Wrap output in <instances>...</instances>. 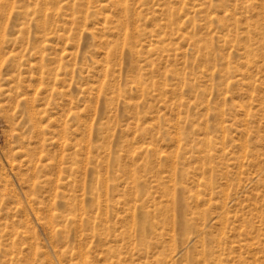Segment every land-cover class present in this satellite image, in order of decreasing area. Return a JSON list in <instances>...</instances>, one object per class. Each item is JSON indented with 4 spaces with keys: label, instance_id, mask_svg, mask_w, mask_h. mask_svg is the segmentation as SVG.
Wrapping results in <instances>:
<instances>
[{
    "label": "rangeland",
    "instance_id": "obj_1",
    "mask_svg": "<svg viewBox=\"0 0 264 264\" xmlns=\"http://www.w3.org/2000/svg\"><path fill=\"white\" fill-rule=\"evenodd\" d=\"M151 260L264 264V0H0V264Z\"/></svg>",
    "mask_w": 264,
    "mask_h": 264
},
{
    "label": "bare ground",
    "instance_id": "obj_2",
    "mask_svg": "<svg viewBox=\"0 0 264 264\" xmlns=\"http://www.w3.org/2000/svg\"><path fill=\"white\" fill-rule=\"evenodd\" d=\"M124 9V8H123ZM125 11V10H124ZM41 100V98L39 97V95H37L36 96V102H39ZM28 118H30V119H34L35 118V116H34V111L33 110H29L28 111V116H27ZM37 127V126H36ZM33 155V154H32ZM32 158V157H31ZM30 158V160L29 161H27V162H29L28 164H29V166H34L35 165V167H36V169H40V170H43V169H45V168H52V167H56V165H54V163L53 162H47V160H48V158L46 157V158H44V156H43V159H41L40 158V160H41V162H42V164H38V166H37V163L35 164L34 162H33V160ZM36 158V157H35ZM34 158V159H35ZM63 159V158H62ZM75 160V159H74ZM37 161V160H36ZM43 161H44V163H43ZM74 162V161H73ZM64 163H65V161H64ZM60 164H62V163H60ZM83 166V165H82ZM59 167V166H58ZM67 167V166H66ZM60 168V172H62V171H64V172H67V171H69L70 172V170H71V173H69V174H72V172H75L74 170H76L75 168V166L74 167H72V166H69V170L67 169V168H65V167H62V166H60L59 167ZM84 168V167H83ZM35 169V168H34ZM45 170H47V169H45ZM78 170V169H77ZM76 170V171H77ZM32 171V170H31ZM35 171V170H34ZM44 171V170H43ZM80 172V171H79ZM86 173V172H85ZM77 174V173H76ZM68 175V174H67ZM75 175V174H74ZM78 175H79V173H78ZM68 177V176H67ZM74 177V176H73ZM77 179V178H76ZM66 185H67V183H66ZM69 185V184H68ZM67 185V186H68ZM63 186H65L64 184H63ZM181 195V197H182V194H180ZM180 195H179V197H180ZM178 197V196H177ZM185 198V197H184ZM178 200V198H175V200ZM180 200V199H179ZM199 201V200H198ZM198 205V204H197ZM192 206V205H191ZM107 207V206H106ZM161 207V206H160ZM176 207H177V205H176ZM159 208V207H158ZM162 210H164V209H162ZM195 210V209H194ZM194 212V211H193ZM198 212V211H197ZM191 213H192V211H191ZM207 213V212H206ZM196 214V213H195ZM144 215V214H143ZM146 215V214H145ZM197 215V214H196ZM207 215V214H206ZM191 216V215H190ZM147 217V216H146ZM197 217V216H196ZM203 218H204V216H203ZM187 219H188V216H187ZM195 219V218H194ZM189 220V219H188ZM197 220V219H196ZM207 220V219H206ZM147 221H148V219H147ZM190 221V220H189ZM203 221H205L204 219H203ZM187 222L188 221H186V218H185V215H184V206H183V204H180L179 205V223H178V227L177 228H179L180 230H184V229H186V228H188V225H187ZM191 222V221H190ZM207 222V221H206ZM177 223V222H176ZM193 223V222H192ZM147 223H144L143 222V224H142V228H143V231L144 230H147L148 228V226L146 225ZM163 224H166L165 223V220H164V223ZM169 224H171V223H169ZM196 224V223H195ZM200 226H201V224H199ZM210 225V224H209ZM209 225H208V227H209ZM190 226H193V224L192 225H190ZM150 227V226H149ZM200 228V227H199ZM168 229H169V227H168ZM195 229V228H194ZM193 230V229H192ZM201 230V229H200ZM200 230L197 228V231H199L200 232ZM210 230V229H209ZM184 232V231H183ZM186 232V231H185ZM194 232H195V230H194ZM198 232V233H199ZM202 232V231H201ZM210 232V231H209ZM142 234V233H141ZM185 234V233H184ZM211 234V233H210ZM144 235V234H143ZM198 235V239H197V241L198 240H203L204 241V238L203 237H199L200 236V234H197ZM205 236V235H204ZM52 238V240H53V237H51ZM55 238V240H57L56 238L57 237H54ZM76 238V237H75ZM80 237H78V239H79ZM89 239V238H93L92 239V241H96L97 243H99V245H103V244H105V243H110V241H113V240H116V238L114 237V238H111V237H86L85 239ZM130 238V237H129ZM142 238V237H141ZM152 238V237H151ZM155 238V237H154ZM203 238V239H202ZM71 239V238H70ZM126 239H128V238H126ZM189 239H190V237H189ZM81 240V239H80ZM83 240V239H82ZM122 240V239H121ZM130 240V239H129ZM155 240H157V239H155ZM178 240V239H177ZM83 241H85V240H83ZM122 241H125V240H122ZM127 241V243H128V240H126ZM135 241V240H134ZM144 241H145V239H144ZM187 241V240H186ZM197 241H194V242H197ZM200 241H198V242H200ZM54 242H56V241H54ZM81 243H83L82 241H80ZM117 242V241H116ZM152 242H153V240H152ZM163 242V241H162ZM183 242H184V239H183ZM188 242V241H187ZM193 242V243H194ZM68 243V242H67ZM85 243V242H84ZM88 243H90V242H88ZM145 243V242H144ZM164 243V242H163ZM163 243H161L162 245H163ZM167 243V242H166ZM203 243V242H202ZM111 244V243H110ZM118 244H120V243H118ZM140 244H141V242H140ZM149 244V243H148ZM168 244V243H167ZM196 244V243H195ZM205 243H203V245H204ZM114 245V244H113ZM135 245V244H134ZM134 245H133V247H134ZM142 245H144V244H142ZM86 246V245H85ZM97 246V245H96ZM127 246H128V244H127ZM155 246H156V244H155ZM190 246V245H189ZM91 247H93V246H91ZM95 247V246H94ZM142 247V246H141ZM149 247H151V246H149ZM154 247V246H153ZM162 247V246H161ZM178 247V246H177ZM194 247V246H193ZM75 248V247H74ZM73 248V249H74ZM89 248V247H88ZM115 248V247H114ZM127 248V247H126ZM125 248V249H126ZM164 248V247H163ZM86 249V248H85ZM95 249H96V247H95ZM98 249V248H97ZM96 249V250H97ZM118 249V248H117ZM148 249V248H147ZM151 249H153V248H151ZM158 249V248H157ZM166 249H168V248H166ZM170 249V248H169ZM172 249V248H171ZM170 249V250H171ZM75 250V249H74ZM141 250V249H140ZM143 250V249H142ZM149 250V249H148ZM159 250V249H158ZM93 251H95V250H93ZM115 251H117L116 250V248H115ZM155 251V250H154ZM160 251V250H159ZM172 251V250H171ZM175 251H176V249H175ZM98 252V251H97ZM120 252V251H119ZM145 252H146V250H145ZM173 252V251H172ZM176 252H179V251H176ZM180 252H182V251H180ZM207 252V251H206ZM89 253V252H88ZM138 253V252H137ZM151 253V252H150ZM155 253V252H154ZM158 253V252H157ZM160 254H161V252H159ZM164 253H166L165 251H164ZM213 253V252H212ZM77 254V253H76ZM141 254V253H140ZM147 254V253H146ZM174 254V253H173ZM203 254H204V250H203ZM206 254V256H207V254L208 253H205ZM98 255H99V253H98ZM119 255H121V254H119ZM150 255V254H149ZM168 255H170V254H168ZM134 256V255H133ZM165 256H166V254H165ZM174 256V255H173ZM177 256V255H176ZM175 256V257H176ZM180 256H182V255H180ZM144 257H145V255H144ZM151 257V256H150ZM155 258H157L156 256H154ZM163 258V256H161L160 255V258ZM168 257V256H167ZM194 257V256H193ZM204 257V256H203ZM202 257V258H203ZM214 257V256H213ZM125 258V257H124ZM123 258V259H124ZM165 258V257H164ZM170 258V257H169ZM177 258V257H176ZM151 259V258H150ZM184 259V258H183ZM97 260V259H96ZM153 260V259H152ZM151 260V261H152ZM158 259H156V261H157ZM172 259H170V261H171ZM186 260V259H185ZM197 260V259H196ZM195 260V261H196ZM49 261V260H48ZM94 261V260H93ZM119 261V260H118ZM153 261H155V260H153ZM153 261H152V264H153ZM161 261H162V259H161ZM165 261V260H164ZM173 261V260H172ZM191 261V260H190ZM211 261V260H210ZM96 262V261H95ZM107 262V261H106ZM130 262H132V260L130 261ZM142 262V261H141ZM188 262V261H187ZM192 262V261H191ZM194 262V261H193ZM198 262V261H197ZM204 262H207V261H204ZM92 263V262H91ZM147 263H149V262H147ZM162 263V262H161ZM160 263V264H161ZM164 263H166V262H164ZM211 263V262H210ZM81 264H88V263H86V262H82ZM133 264V263H132ZM151 264V263H150ZM192 264V263H191ZM207 264V263H206Z\"/></svg>",
    "mask_w": 264,
    "mask_h": 264
}]
</instances>
